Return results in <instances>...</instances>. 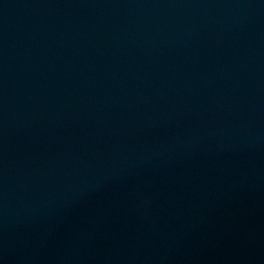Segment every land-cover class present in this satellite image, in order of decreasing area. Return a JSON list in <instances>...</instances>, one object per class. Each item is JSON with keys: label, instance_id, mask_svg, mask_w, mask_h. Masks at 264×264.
I'll use <instances>...</instances> for the list:
<instances>
[{"label": "water", "instance_id": "water-1", "mask_svg": "<svg viewBox=\"0 0 264 264\" xmlns=\"http://www.w3.org/2000/svg\"><path fill=\"white\" fill-rule=\"evenodd\" d=\"M0 264H264V0H0Z\"/></svg>", "mask_w": 264, "mask_h": 264}]
</instances>
